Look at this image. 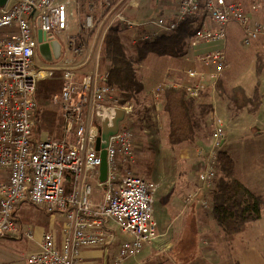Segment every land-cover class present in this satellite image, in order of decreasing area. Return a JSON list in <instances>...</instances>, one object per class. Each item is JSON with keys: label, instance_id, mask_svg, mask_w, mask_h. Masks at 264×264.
<instances>
[{"label": "built area", "instance_id": "built-area-1", "mask_svg": "<svg viewBox=\"0 0 264 264\" xmlns=\"http://www.w3.org/2000/svg\"><path fill=\"white\" fill-rule=\"evenodd\" d=\"M10 1L0 8V237L18 230L12 213L27 199L66 218L62 247L53 230H47L39 251L27 257L28 264H82L84 248L112 242L110 221L127 237L113 261L123 264L157 237L154 203L158 186L131 169L138 146L135 132L127 125L133 104L124 102L121 91L109 82V71L100 73L97 59L94 70L80 79L71 68L38 67V29L52 34L66 32L70 50L82 56L87 54L86 44L76 43L75 36L67 32L74 15L81 16L77 30L82 34L94 29L98 15L107 11L110 18L105 32L119 24L128 34L129 46L137 47L175 31L189 17L204 14L202 27L188 41L193 53L186 59L191 61L186 69L189 80L167 77L152 89L155 102L162 105L169 88L183 87L191 99L198 100L208 88L216 87L230 65L226 47L232 22L241 28L244 46L264 39V0H248V4L242 0H174L176 13L172 17L145 19L129 15V9L139 5L138 0H91L86 5L83 0ZM206 44L216 46L203 47ZM50 86L59 89L52 102L62 113V136L43 139L34 133L35 94L38 88ZM118 109L123 110L124 119L108 139V176L101 182L96 142L103 121L111 124ZM225 132L226 124L216 114L209 143L196 148L202 164L195 189L183 198L185 205L197 202L204 208L211 206ZM92 179H98L103 187L100 199L93 197Z\"/></svg>", "mask_w": 264, "mask_h": 264}, {"label": "rangeland", "instance_id": "rangeland-1", "mask_svg": "<svg viewBox=\"0 0 264 264\" xmlns=\"http://www.w3.org/2000/svg\"><path fill=\"white\" fill-rule=\"evenodd\" d=\"M89 1L83 0V4L85 5ZM158 2L159 0H139L138 8L150 9L152 17H159L162 13L157 9ZM78 24L79 18L74 15L69 19L68 31L77 34ZM105 27L103 20H100L93 31L88 30L89 33L93 34L88 36V31L86 32L90 50H97V47L100 46ZM242 36L241 28L236 22H232L228 28L226 47L230 67L223 73L221 80L216 82V89L209 90V95L212 98V109L203 116L198 102L194 103L193 112L197 122V138L199 137L195 143L170 144L168 140V115L163 109V104H157L151 98L152 89L160 81L166 80L167 77L179 82L188 81L186 77V69L190 66V61L186 60L187 57H190L187 55L188 45L186 44L184 52L177 56H159L151 53L143 61L136 62V70L144 84V90L136 99L130 101L134 108L127 117V125L135 132L138 142L136 159L132 163L131 169L135 174L145 175L158 186L154 203L157 235L168 233L170 235L167 236V239L171 238L172 240L174 236L179 239L183 238L184 235V242L175 241L174 246L163 254V257L167 258V264H187L192 260L193 247L185 240L192 236V233L196 238L200 233L196 217L207 220L213 215L211 206L209 208L200 205L197 207L193 205L197 202H194L188 206L183 215H180L181 210L177 209L168 213L166 217L168 211L161 207V203L167 199L165 192L168 190L173 193L172 198L176 199L177 196L184 197L196 186L197 174L202 162V157L196 154V148L204 147L209 143L216 114L222 117L226 124L225 142L222 149L227 150L234 158L235 174L251 186L262 199V211L264 213V125H258L264 122V115L257 116L260 108L255 111L254 104H248L247 109L238 111L229 101V94L236 86L243 87L249 97L254 98L259 95L261 99L264 98V71L258 74L256 68V59L259 53H262L264 57V40L258 39L251 45L244 46ZM92 38L93 41L96 40L95 45ZM60 40L65 44V34L64 36L60 35ZM207 46L214 47L216 44L203 45L205 48ZM132 49L128 46L129 52ZM68 54L70 53L68 52ZM90 59L93 70L96 66V59L100 73L110 69L111 63L103 51L98 58L95 52L90 56ZM35 62L40 68H54L53 61L44 60L38 53V49L35 54ZM57 92L59 93V89L54 86L37 89L35 94L37 106L33 116L35 125L38 127V131L35 133L37 137L43 139L48 136L55 139L61 138L62 113L61 110H58L60 109L59 105L52 102L53 94ZM249 109L255 111L253 116L248 112ZM48 112L52 116H49L50 119L47 120L45 116ZM91 182L94 188V199L102 198L104 190L99 185V180L92 179ZM12 216L21 222V226L15 236H12L13 233L9 236L0 237V264H28L26 255L29 251L37 248V237L43 231L51 228L59 230L64 223V217L61 213L47 212L43 207L35 206L27 201L18 205ZM108 226L113 232V239L127 238L126 234L114 222H108ZM30 229L34 233V239H28L26 236V232ZM191 229L194 231L191 232ZM183 252L185 256L182 255Z\"/></svg>", "mask_w": 264, "mask_h": 264}, {"label": "trees", "instance_id": "trees-1", "mask_svg": "<svg viewBox=\"0 0 264 264\" xmlns=\"http://www.w3.org/2000/svg\"><path fill=\"white\" fill-rule=\"evenodd\" d=\"M204 16L202 14L193 18L189 17L175 31L162 35L153 42L139 45L131 52L126 46L125 31L119 24H113L107 29L102 42V51L111 63L109 82L118 87L124 102L136 99L144 90V84L136 70V62L143 61L151 53L159 56H177L184 52L188 39L202 27ZM98 17V22L103 20L105 27L110 15L104 11ZM256 68L258 74L264 71L262 53H259L256 59ZM218 87L220 88V86ZM229 101L238 111L247 109L248 104H254L255 111H257L261 106L262 99L259 95L254 98L249 97L243 87L236 86L229 94ZM194 103L183 87L166 90L163 109L169 118L168 140L170 144L196 142L198 130L193 112ZM198 104L203 116L212 109V104L209 102ZM255 111L249 109L248 112L253 114ZM37 131V125H34V133ZM219 170L221 175L210 196L211 211L221 229L232 236L244 232L251 221L261 217L263 202L260 196L235 174V160L225 149L219 152ZM23 201L30 202L27 199ZM193 231L191 229V232Z\"/></svg>", "mask_w": 264, "mask_h": 264}, {"label": "crops", "instance_id": "crops-1", "mask_svg": "<svg viewBox=\"0 0 264 264\" xmlns=\"http://www.w3.org/2000/svg\"><path fill=\"white\" fill-rule=\"evenodd\" d=\"M242 1L246 2V4H248L247 3L248 0H242ZM138 7H139V5L136 8L129 9V15L132 17H138L141 19L152 17L150 9L138 8ZM84 9L85 8H81L82 11ZM157 9L162 13L160 16L172 17L176 13V3L173 0H159V2L157 3ZM77 16H78V18H81V16L79 14ZM261 16H263V15H261ZM89 31H93V29L89 30ZM89 31L88 32L86 31L88 36L93 34V33H89ZM67 32H69V31H67ZM86 32H84L82 34H80L78 32H77V34L69 32L70 35L75 36L76 43L79 44L82 42V43L86 44L87 52H88V54L86 56L75 55L70 50L69 46L67 45V40H66L67 33L66 32L54 34L55 37L59 40H60V35L64 36V34H65V44L60 40V42L62 43L61 56L59 59L53 60L54 68H59V69L71 68L75 71V75H76L77 79H80L83 75L93 71L90 56H92L96 52V55L99 57V54L102 52V42L103 41L100 43L101 47L100 46L97 47V50L96 49L90 50V45L88 43L89 38L87 39V36L85 35ZM104 33H106L105 30L103 32L102 37L105 35ZM124 35H125L126 46L128 49V46H129L128 34L124 32ZM90 40H91V38H90ZM261 40H264V39L262 38ZM92 41H93V38H92ZM95 41L96 40L93 41L94 45H95ZM188 41H189V39H188ZM187 45H188V43H187ZM188 47H189V45H188ZM99 48H100V51H98ZM131 48L134 49L135 47H131ZM68 52L70 54H68ZM188 52H189L190 56H192L193 53L190 52L189 49H188ZM68 59H70L71 61L67 62ZM186 63H187V61H186ZM190 64H191V61H190ZM229 67H230V65H229ZM107 71H109V70H107ZM186 77L189 80L187 75H186ZM216 87H217V85H216ZM216 87L208 88L202 94L200 99H198V100L193 99L194 102L212 103L211 102L212 98L209 95V90H215ZM178 88H180V87H178ZM151 98L153 99V101H155V99L152 96V91H151ZM163 102H165V95H164ZM58 110L60 111V109H58ZM258 115L260 117H261V115H264V98H262V104H261L260 109L258 110V113H257V116ZM49 116H52V115L48 112L46 114L45 118L48 120V119H50V118H48ZM258 125H264V122H261ZM61 136H62V134H61ZM201 164H202V162H201ZM196 182H197V179H196ZM244 183L252 191H254L258 195V193L251 186H249L245 181H244ZM194 189H195V187H194ZM170 191L171 190H168L165 192L167 199H164L163 203H161L162 206H161V204H160V206L163 207L165 209V211H168L166 213V217H167L168 213L175 211L177 209L181 210L180 215H183L184 214L183 212L192 203L185 205L184 201H183L184 197H181V196L180 197L177 196L176 199H173L172 198L173 193H171ZM22 203H20V204H22ZM193 205L198 207L200 204L195 203ZM17 206H18V204L15 206V208ZM15 208H14V210H15ZM154 208H155V220L157 223L155 205H154ZM182 209H183V211H182ZM62 216L64 217V223L61 226V228H59V230H53L51 228V230H53V232L55 233L61 247H62V242H63V227H64L65 221H66L65 216L63 214H62ZM14 220L18 224V230H19L20 226H21V222H18V220L15 218H14ZM197 220H198V222H197ZM196 222H197L198 229L200 232L198 237L196 238V236L193 235V233H192V236H189V237L187 236L188 238L185 240L188 242V244H190L193 247L192 250H194V253L192 254V260H190L187 264H264V227H263L264 226V213H263V211H262L261 217L257 220L251 221L248 224V227L244 232H241L239 234L232 235V236L228 235L227 233H225L221 229V227L218 225V223L215 220L213 215H212V218L207 219V220L196 217ZM258 227L260 228L259 230H258ZM18 230L12 236H15L17 234V232H19ZM30 231L32 232V234H31V236H28V232H30ZM45 231H47V230H45ZM45 231H43V232H45ZM43 232L41 233L40 236L37 237V248L29 251L26 255L27 257L32 255L33 253L39 251L40 242L42 239ZM168 235H170V234H168V233L158 234L156 239L154 240V242L151 244V246L149 245L150 246L149 248H147L148 247L147 246L142 251L141 254L128 258L126 261H124L123 264H167V262H168L167 258L163 257V254L166 253L168 249H170L171 247L174 246L175 241H183V238H184V235H183V238H179V239L178 238L176 239V236H174V238L172 240L171 238L167 239ZM7 236H9V235H7ZM26 236L28 239H34L33 231L31 229L28 230L26 232ZM123 240L124 239H121V240L113 239L112 242H110L109 244H107L106 246H103V247H86V248H84L82 250V253H81V263L82 264H113V261L116 257V254H117L119 244ZM184 254L185 253L183 252L182 255H184ZM174 264H176V263H174Z\"/></svg>", "mask_w": 264, "mask_h": 264}, {"label": "water", "instance_id": "water-1", "mask_svg": "<svg viewBox=\"0 0 264 264\" xmlns=\"http://www.w3.org/2000/svg\"><path fill=\"white\" fill-rule=\"evenodd\" d=\"M9 0H0V8L5 7ZM38 39V53L46 61H53L54 59H59L62 53V43L59 39L55 37L52 33H46L41 28L37 31ZM124 118V112L122 109H118L116 118L110 124L109 121L104 120L101 125V134L97 138L96 149L100 151L101 165H100V176L101 182H104L108 176V162L106 147L108 144V139L110 135L115 133L120 122Z\"/></svg>", "mask_w": 264, "mask_h": 264}]
</instances>
